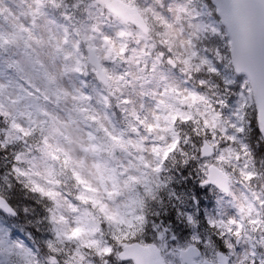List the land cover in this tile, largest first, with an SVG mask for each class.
I'll use <instances>...</instances> for the list:
<instances>
[{
	"label": "snow or ice",
	"instance_id": "snow-or-ice-1",
	"mask_svg": "<svg viewBox=\"0 0 264 264\" xmlns=\"http://www.w3.org/2000/svg\"><path fill=\"white\" fill-rule=\"evenodd\" d=\"M0 0V264H264V0Z\"/></svg>",
	"mask_w": 264,
	"mask_h": 264
},
{
	"label": "rangeland",
	"instance_id": "rangeland-1",
	"mask_svg": "<svg viewBox=\"0 0 264 264\" xmlns=\"http://www.w3.org/2000/svg\"><path fill=\"white\" fill-rule=\"evenodd\" d=\"M7 3L10 5L12 9L16 12H19L21 7L23 6L22 0H7Z\"/></svg>",
	"mask_w": 264,
	"mask_h": 264
}]
</instances>
